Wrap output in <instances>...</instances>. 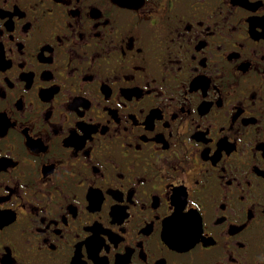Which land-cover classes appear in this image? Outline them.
I'll list each match as a JSON object with an SVG mask.
<instances>
[{
	"label": "flooded vegetation",
	"instance_id": "flooded-vegetation-1",
	"mask_svg": "<svg viewBox=\"0 0 264 264\" xmlns=\"http://www.w3.org/2000/svg\"><path fill=\"white\" fill-rule=\"evenodd\" d=\"M0 264H264V0H0Z\"/></svg>",
	"mask_w": 264,
	"mask_h": 264
},
{
	"label": "water",
	"instance_id": "water-1",
	"mask_svg": "<svg viewBox=\"0 0 264 264\" xmlns=\"http://www.w3.org/2000/svg\"><path fill=\"white\" fill-rule=\"evenodd\" d=\"M116 3L118 4H124V5H127V6H132L134 5L135 3L139 2L140 0H114Z\"/></svg>",
	"mask_w": 264,
	"mask_h": 264
}]
</instances>
